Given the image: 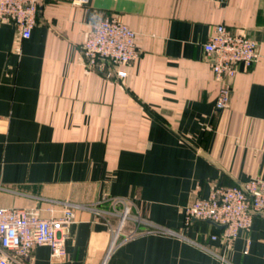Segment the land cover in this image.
I'll list each match as a JSON object with an SVG mask.
<instances>
[{"label": "crops", "instance_id": "obj_1", "mask_svg": "<svg viewBox=\"0 0 264 264\" xmlns=\"http://www.w3.org/2000/svg\"><path fill=\"white\" fill-rule=\"evenodd\" d=\"M104 15L135 31L124 77L82 53ZM218 23L257 41L256 61L223 79L203 48ZM254 176H264V0H42L29 37L0 22V206L57 217L66 202L109 208L119 197L177 233L123 239L104 259L110 226L77 209L64 254L40 244L27 264H264V216L226 249L211 239L220 227L183 214L213 186Z\"/></svg>", "mask_w": 264, "mask_h": 264}, {"label": "built area", "instance_id": "obj_2", "mask_svg": "<svg viewBox=\"0 0 264 264\" xmlns=\"http://www.w3.org/2000/svg\"><path fill=\"white\" fill-rule=\"evenodd\" d=\"M41 1L0 0V22L13 23L22 38L29 37ZM86 1L71 0L77 5ZM203 48L211 58V69L217 79L232 77L239 63L250 66L257 59V41L223 23L214 26ZM82 53L88 66L102 67L109 63L118 77H124V67L139 55L135 31L118 16L104 15L91 23L82 43ZM227 101L228 88L222 86L216 107H225ZM108 200L109 208L99 206L100 201L66 202L62 214L57 217H42L27 207L0 206V264H27L31 250L40 244L49 245L52 257H61L65 252L68 227L74 222L77 209H87L103 217L110 226L111 238L104 259L123 239L145 232L177 234L133 212L129 199L113 197ZM252 211L264 213V176L250 177L238 185H215L206 195L195 196L183 208L185 224L200 219L221 225L220 232L212 234L211 239H220L226 249L241 230L249 229ZM204 248L218 260L225 261L224 251Z\"/></svg>", "mask_w": 264, "mask_h": 264}, {"label": "water", "instance_id": "obj_3", "mask_svg": "<svg viewBox=\"0 0 264 264\" xmlns=\"http://www.w3.org/2000/svg\"><path fill=\"white\" fill-rule=\"evenodd\" d=\"M252 213L253 214H260V215L264 216V213L263 212H255V211H252ZM207 221L210 222V223H212V224H214V225H216V226H218V227H220V228L222 227L221 225H218V224L214 223L211 220H207Z\"/></svg>", "mask_w": 264, "mask_h": 264}, {"label": "rangeland", "instance_id": "obj_4", "mask_svg": "<svg viewBox=\"0 0 264 264\" xmlns=\"http://www.w3.org/2000/svg\"><path fill=\"white\" fill-rule=\"evenodd\" d=\"M103 66V65H102Z\"/></svg>", "mask_w": 264, "mask_h": 264}]
</instances>
